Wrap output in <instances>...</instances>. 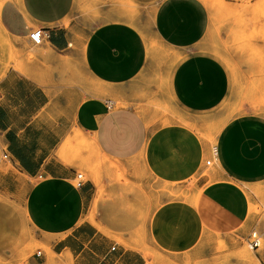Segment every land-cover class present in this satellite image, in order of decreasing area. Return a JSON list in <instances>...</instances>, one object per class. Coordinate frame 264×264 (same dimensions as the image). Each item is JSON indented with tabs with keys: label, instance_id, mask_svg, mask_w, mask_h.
I'll return each mask as SVG.
<instances>
[{
	"label": "crops",
	"instance_id": "1",
	"mask_svg": "<svg viewBox=\"0 0 264 264\" xmlns=\"http://www.w3.org/2000/svg\"><path fill=\"white\" fill-rule=\"evenodd\" d=\"M124 1L133 7L123 0L0 3L6 37L22 45L34 31L44 35L36 53L42 60L26 75L10 69L0 79L4 153L21 175L17 184L12 172L0 173V189L13 194L26 188L30 226L72 264H148V248L175 260L203 259L215 252L218 238L227 241L245 229L250 205L264 203V118H236L221 129L215 146L194 133H177L174 142L171 133L158 136L150 176L160 170L169 182L187 181L179 198L160 201V194L146 191V248L119 243L99 218L88 219L94 186L75 185L78 174L58 154L78 134L105 160L130 158L148 140L140 104L169 103L199 122L232 90L227 68L201 46L210 15L200 0ZM62 69L80 72V87L60 89L61 76L50 71ZM89 76L108 89L112 106L84 92ZM202 157L212 169L200 165ZM46 262L41 256L40 264Z\"/></svg>",
	"mask_w": 264,
	"mask_h": 264
},
{
	"label": "rangeland",
	"instance_id": "2",
	"mask_svg": "<svg viewBox=\"0 0 264 264\" xmlns=\"http://www.w3.org/2000/svg\"><path fill=\"white\" fill-rule=\"evenodd\" d=\"M200 1L210 15L208 32L201 46L224 64L232 78L228 98L212 116L194 122L172 104L145 101L138 106V112L147 127L148 140L136 155L105 160L90 140L78 134L66 139L58 151L59 156L83 176V183L90 182L94 186V201L88 219L96 223L99 218L114 239L125 245L146 248V227L142 220L148 198L146 191L160 194V201L185 196L183 184L187 179L169 182L160 170L153 173L156 178L150 176L151 147L160 142L158 136L171 133V141L174 142L173 137L177 133H194L202 142L213 145L221 129L236 118H264V0ZM135 8L148 10L146 5ZM89 15H93L91 8ZM146 16L149 18L150 13ZM40 48L31 42L16 44L0 30V79L10 69L26 75V70L38 63V58L42 60L36 54ZM50 74L61 76L60 89L80 87V72L62 69L51 70ZM84 85V92L89 98H104L112 106L115 99L107 88L90 76ZM171 141L165 140V144L169 145ZM4 152L6 146L0 134V173L12 172L18 184L21 175L9 158H5ZM207 161L202 157L200 165L212 169ZM191 178L194 183V177ZM78 182L77 179L73 181L75 185ZM5 186L2 184L4 189ZM25 194L26 188L13 194L0 189V264H40L41 257L36 258L38 252L47 258L45 264H72V257L53 254L51 247L30 226L24 212ZM254 239L259 240L260 246L252 250L249 243ZM147 256L148 264H264V203L261 200V203L250 205L245 229L227 241L226 238H218L215 252L203 259L185 257L175 260L158 254L152 248H148Z\"/></svg>",
	"mask_w": 264,
	"mask_h": 264
},
{
	"label": "built area",
	"instance_id": "3",
	"mask_svg": "<svg viewBox=\"0 0 264 264\" xmlns=\"http://www.w3.org/2000/svg\"><path fill=\"white\" fill-rule=\"evenodd\" d=\"M30 40L31 42L36 45V46H39L43 43L44 41V35H43V31L42 30H37V31H34L30 34ZM5 158H8V156L5 154ZM211 162H207V165H210ZM79 182H78V186H80L82 183H83V176L81 175H77V178H76ZM250 248L253 250V249H256L260 246V242L258 239H254L252 240L250 243ZM42 256V253L41 252H38L36 254V258H40ZM33 264H39L37 262H33Z\"/></svg>",
	"mask_w": 264,
	"mask_h": 264
},
{
	"label": "bare ground",
	"instance_id": "4",
	"mask_svg": "<svg viewBox=\"0 0 264 264\" xmlns=\"http://www.w3.org/2000/svg\"><path fill=\"white\" fill-rule=\"evenodd\" d=\"M0 30H1V32L4 34V30H3V28L0 26Z\"/></svg>",
	"mask_w": 264,
	"mask_h": 264
}]
</instances>
